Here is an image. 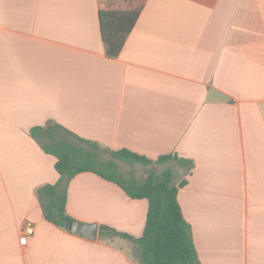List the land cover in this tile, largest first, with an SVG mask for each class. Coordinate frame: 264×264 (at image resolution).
Masks as SVG:
<instances>
[{"label":"crops","instance_id":"crops-1","mask_svg":"<svg viewBox=\"0 0 264 264\" xmlns=\"http://www.w3.org/2000/svg\"><path fill=\"white\" fill-rule=\"evenodd\" d=\"M48 122L192 161L175 182L200 264H264V0H147L116 58L98 0H0V264H141L133 243L100 236L144 233L148 200L115 183H69L67 213L98 225L94 241L44 217L37 191L60 176L31 129Z\"/></svg>","mask_w":264,"mask_h":264},{"label":"trees","instance_id":"trees-1","mask_svg":"<svg viewBox=\"0 0 264 264\" xmlns=\"http://www.w3.org/2000/svg\"><path fill=\"white\" fill-rule=\"evenodd\" d=\"M147 0H98L102 41L110 58L119 56ZM31 136L42 150L56 158L60 178L37 191L38 201L47 221L66 228L75 221L67 213L70 181L81 173H93L120 186L133 199H146L149 209L142 237L134 238L107 226H101L103 239L121 238L136 247L141 264H200L192 228L184 218L178 192L186 185L175 182L174 167L190 172L193 162L176 155L150 160L127 149L111 150L83 139L63 126L48 122L31 129ZM107 156V157H104ZM119 163L148 168L140 182L133 173L126 175ZM153 165H169L161 172Z\"/></svg>","mask_w":264,"mask_h":264},{"label":"water","instance_id":"water-1","mask_svg":"<svg viewBox=\"0 0 264 264\" xmlns=\"http://www.w3.org/2000/svg\"><path fill=\"white\" fill-rule=\"evenodd\" d=\"M66 228H68L70 231L74 233L81 234L87 239L93 241L97 239L99 233V227L96 224H86V223L79 224L78 222H74L70 225L68 224Z\"/></svg>","mask_w":264,"mask_h":264},{"label":"rangeland","instance_id":"rangeland-1","mask_svg":"<svg viewBox=\"0 0 264 264\" xmlns=\"http://www.w3.org/2000/svg\"><path fill=\"white\" fill-rule=\"evenodd\" d=\"M104 157H107V156H104ZM119 166L123 173H125L126 175L133 173L140 182L143 181V179L145 178L147 174V170H148V168H145L139 165L132 166V165L124 164V163H119ZM149 169H155L160 172L163 169V166L153 165L149 167Z\"/></svg>","mask_w":264,"mask_h":264},{"label":"built area","instance_id":"built-area-1","mask_svg":"<svg viewBox=\"0 0 264 264\" xmlns=\"http://www.w3.org/2000/svg\"><path fill=\"white\" fill-rule=\"evenodd\" d=\"M34 226L32 225H27L23 231H22V236H21V241L23 244H26L28 241V238L31 237L34 234Z\"/></svg>","mask_w":264,"mask_h":264}]
</instances>
